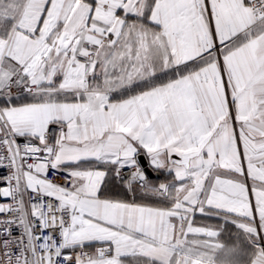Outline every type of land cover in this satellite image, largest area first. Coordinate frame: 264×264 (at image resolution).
<instances>
[{"label": "snow or ice", "instance_id": "obj_1", "mask_svg": "<svg viewBox=\"0 0 264 264\" xmlns=\"http://www.w3.org/2000/svg\"><path fill=\"white\" fill-rule=\"evenodd\" d=\"M0 264H264V0H0Z\"/></svg>", "mask_w": 264, "mask_h": 264}]
</instances>
